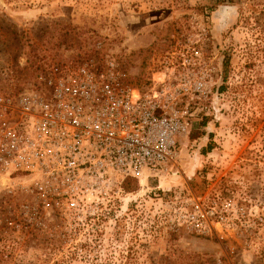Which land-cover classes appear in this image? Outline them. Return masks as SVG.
<instances>
[{"label": "rangeland", "instance_id": "rangeland-1", "mask_svg": "<svg viewBox=\"0 0 264 264\" xmlns=\"http://www.w3.org/2000/svg\"><path fill=\"white\" fill-rule=\"evenodd\" d=\"M189 38L218 75L176 163L131 177L102 225L66 224L0 175V264H264V0H0V96L107 58L144 87L155 55ZM190 198L214 211L206 233L175 220Z\"/></svg>", "mask_w": 264, "mask_h": 264}, {"label": "built area", "instance_id": "built-area-1", "mask_svg": "<svg viewBox=\"0 0 264 264\" xmlns=\"http://www.w3.org/2000/svg\"><path fill=\"white\" fill-rule=\"evenodd\" d=\"M217 70L191 38L155 55L144 87L113 58L52 64L42 90L0 96V175H20L31 204L66 224L102 225L129 196L127 178L176 163L195 119L209 114ZM211 208L190 198L174 217L206 233Z\"/></svg>", "mask_w": 264, "mask_h": 264}, {"label": "trees", "instance_id": "trees-1", "mask_svg": "<svg viewBox=\"0 0 264 264\" xmlns=\"http://www.w3.org/2000/svg\"><path fill=\"white\" fill-rule=\"evenodd\" d=\"M129 179H131V178H127V179L123 182V185H124L125 187H127L128 180H129Z\"/></svg>", "mask_w": 264, "mask_h": 264}]
</instances>
